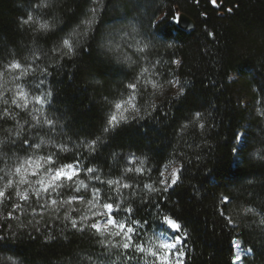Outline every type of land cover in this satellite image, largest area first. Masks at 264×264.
<instances>
[{"label": "trees", "instance_id": "1", "mask_svg": "<svg viewBox=\"0 0 264 264\" xmlns=\"http://www.w3.org/2000/svg\"><path fill=\"white\" fill-rule=\"evenodd\" d=\"M38 3L0 0V81L13 79L28 98L50 91L47 103L41 104L42 114L57 120L58 126L47 135V125H42L37 135L26 123H34L30 108L19 107L18 96L4 90L0 113L10 111L16 119H0V140L12 136L19 142L27 134L30 140L45 143L27 153L13 149L0 169L44 157L55 145L64 144L69 151L59 156L67 160H57L58 164L78 158L81 168L99 169L95 175L101 181L131 176L125 182L140 185L133 194L125 189L122 195L123 201H134V217L151 224L150 228L145 224L134 239L145 244L155 239L164 229L157 220L162 212L185 230L179 234L186 235L185 264H233L234 240L253 249L243 264H264V225L259 223L264 217V159L254 155L264 156V117L259 115L264 110V0H217L219 9L208 0L199 5L195 0H104L88 50L66 58H57L50 50L91 15L92 0H53L47 8H37ZM181 14L194 22L192 31L173 22V15ZM29 15L34 22L23 23ZM44 22L54 28L38 31ZM98 41L105 46L101 48ZM145 45L143 52L137 51ZM34 50L39 59L33 62ZM13 59L47 67L48 74L30 72L21 77L15 71L10 77V68L5 72V67ZM176 60L179 65L173 63ZM145 68L148 72L140 77ZM136 79L140 84L133 93L126 86ZM170 80L178 83L170 85ZM181 86L184 93L177 96ZM129 92L136 96L144 118L133 121L129 114L127 122L105 135L106 143L96 153L87 152V142L101 133L114 114V104ZM15 98L18 104L12 102ZM238 132L247 135L243 151L235 140ZM233 147L238 149L235 154ZM169 165L182 171L166 199L143 189L144 184L159 187L160 173ZM138 167L145 169L143 175L124 172ZM82 175L90 186L103 187L89 179L93 174ZM0 186L3 189L2 181ZM7 191L11 195L0 205L3 213L12 211L17 202L24 204L16 188ZM225 196L227 204L221 202ZM245 208L258 215L246 214ZM38 209L36 215L29 209L17 211L16 219L5 220L0 214L4 237L0 264H8L7 257L16 264H138L127 259L135 258L134 252L109 245L88 228L73 229L62 211ZM221 212L236 226L228 225Z\"/></svg>", "mask_w": 264, "mask_h": 264}, {"label": "snow or ice", "instance_id": "2", "mask_svg": "<svg viewBox=\"0 0 264 264\" xmlns=\"http://www.w3.org/2000/svg\"><path fill=\"white\" fill-rule=\"evenodd\" d=\"M94 7L90 9L91 15L85 19H83L80 24L73 29L72 32L66 33L64 36L59 38V42L57 46L50 51L54 53L57 58H66L76 54L78 50H88L90 44V40H94L95 36L92 35L97 31L95 25L97 24V15L101 11V5L104 3V0H92ZM53 3V0H39V3L36 5L37 8H47ZM197 5L200 4V0H195ZM208 3L213 6V8L219 9L220 4L217 3V0H208ZM228 12H231L232 9H227ZM204 15V13H202ZM33 18L31 15L28 16L27 19L23 21L25 24L33 23ZM173 22L179 23V20L176 15H173ZM54 28V25L49 24L48 22L40 23L38 31L47 33L49 30ZM209 36H214V33L209 32ZM98 44L101 48L105 45L102 42L98 41ZM147 45L144 47H138V52H143ZM31 61H36L39 57L36 55V51L34 50L32 56L30 57ZM173 63L179 65L180 61L176 60ZM8 68L12 69L19 73L21 77L28 76L30 72L32 73H42L43 75L48 74L47 67L38 68L34 67L32 63L22 64L21 62L13 59L7 67H5V72L8 71ZM148 69H143L139 76L143 77L144 73H147ZM3 75V73H0ZM229 80L232 79L231 76L228 77ZM43 81H40L42 83ZM170 85L178 83V81H168ZM140 84V79H136L133 82L127 84V89L131 90L133 93L136 92L138 85ZM154 88L158 87L157 84L152 85ZM37 91L39 89L37 88ZM184 93V88L181 86L177 91V96L182 95ZM17 96H19L21 103L18 104L19 107H27L29 101L28 96L29 93L25 92L23 88H19L17 91ZM52 93L50 91L46 92L44 95H34L33 99L39 104L47 103V98L50 97ZM13 103H17V101L13 100ZM5 104L8 103L7 100L4 101ZM114 108L117 110L119 114H112L106 121L105 126L102 128L101 133L95 136L91 141L87 142L86 151L89 153H96L98 150V146H103L106 143L105 135L114 131L117 126L121 122H127L129 120V116L124 113L130 112L131 119L133 121L137 119H143L144 117L140 115L141 108L137 107L135 103V96H130L127 99H122L120 102H116L114 104ZM39 111V109H37ZM259 115L264 117V110L259 111ZM43 116V119L41 118ZM33 116L32 120L34 123H30L31 129L37 135L43 131L42 125H47V132L45 134L52 135L56 132L58 121L44 116ZM10 118L15 120L16 117L10 112L5 111L0 113V119ZM196 119L199 121L200 113L196 114ZM187 127V125H185ZM200 128H204L205 125L203 123L199 124ZM22 132H15V136H20ZM235 140L240 145L239 151H243V149L247 146V135L243 132H238L235 135ZM45 142L41 140L39 143L34 140H30L28 135H23V138L17 142L12 136H8L4 140H0V163H5L6 160L10 159L9 153L13 151V149H19L27 153L29 149L36 148L40 149L42 144ZM69 149L64 144L55 145V150L52 153L47 154L44 157H40L38 160L33 161L31 158H28L24 161L23 164L13 167L10 170L6 171L5 169H0V181H5L3 189H0V205H3L5 201L8 200L11 193L7 190L12 188L13 185H29L31 188V193L35 196V202L40 204L41 208L47 207L48 203L55 208L62 207L65 204H71L75 200H79L80 203H86L90 210L92 211L91 217L87 215H83L80 217L78 221L75 219L70 212H66L63 216V219L68 221L71 224L73 229L78 231H83L85 228L92 230L94 235L102 236L107 240L108 244L114 247H121L125 250H130L132 252L139 253H147L152 259V264H185L184 258L187 253L183 250L184 244L186 241V235L180 236L181 232L185 230L182 228V225L179 221L169 214H164L162 212L157 213V220L160 225L164 226V229L161 230L158 234L155 235V241L149 240L147 242V246L145 243L141 242L137 237L138 232H142L143 226L145 224L148 227H151V224L148 223L147 220L137 219L134 217V201L125 202L122 199L123 190H130V195L135 192V189L139 188L140 185L136 183H127L125 179H132L131 176H122L121 179H108V180H100L99 175H95V173L99 172V169H94L92 167H80V160L78 158H74L72 162H62L60 164L57 163V160H67V157H60L59 153L68 152ZM232 152L235 154L238 152L236 147L232 148ZM254 155L259 156L261 159H264V156H261L259 152L254 153ZM25 165L33 166L32 175L38 177L33 184L25 176ZM46 165V167H45ZM7 167V165H6ZM182 171V167H173L170 172H168L167 167L165 168V172H168L165 175V172L160 173V179L157 182L159 187L154 186L152 184H144L143 189H145L148 193H157L160 195L161 199H166L165 194L169 191L170 188L174 187L177 182L180 180V172ZM87 172L89 174H93L89 176V179H95L100 181V184L103 187L86 185L83 180L78 181L77 192H79L80 188H84L87 191L88 199H85L84 194H80L79 196H73L71 200H57L55 198H51V193L56 192L57 195H60L59 189L65 184L69 187L77 186V178L83 173ZM125 173L135 172L143 175L145 169L143 167H138L135 169L124 170ZM9 176L12 179H9ZM16 176H19L20 179L17 181L15 179ZM45 176L47 177L45 179ZM36 185H39L37 187ZM17 196L20 197L21 201L25 203H29L31 201V195L28 190L20 191L16 193ZM44 196L48 197V200H44L41 203V200ZM229 198L227 196L223 197L222 203L227 204ZM159 202L153 207H158ZM25 205L17 202L12 211H8L7 213H3L0 211V214L4 215L5 220L8 219H16L15 213L17 211H24ZM34 211V210H33ZM78 211V209L76 210ZM246 214L252 213L254 215H258L255 213V210L252 208H245L243 210ZM123 213L122 216L118 215ZM221 215L224 216V219L227 221L228 225H232L235 227V222L231 216H226L224 212H221ZM59 218V217H58ZM91 220V223L84 224L83 221ZM259 223L264 225V217L260 218ZM23 227V225H21ZM169 233H172L169 235ZM109 238H121L120 241L116 245H112V241ZM0 239H4V237L0 236ZM100 243H104L105 241H99ZM234 246L238 249L237 253L234 256L233 264H243L244 257L251 255L253 252L252 248H241L236 241H233ZM243 253V255H241ZM3 258H0L2 260ZM8 264H16L12 257H7ZM127 259H133L132 256H128Z\"/></svg>", "mask_w": 264, "mask_h": 264}, {"label": "rangeland", "instance_id": "3", "mask_svg": "<svg viewBox=\"0 0 264 264\" xmlns=\"http://www.w3.org/2000/svg\"><path fill=\"white\" fill-rule=\"evenodd\" d=\"M121 39H124V37L122 36ZM110 46L113 47V44H111ZM9 75H10V77L15 76V71L10 69V74ZM19 88L20 87L14 83L13 79H11V80H9L8 82H5V83L0 81V93H3V91L5 90V91L10 92L14 96H17L16 93H17ZM130 96H135V95L132 94L131 92H129V94L125 96V99H127ZM18 99H20L19 96H18ZM14 100L16 101V98ZM28 101H29V103H28L27 107H24V108H26L27 110H28V108H30V112L32 113V117L33 116H41V114H42V105L37 103L33 98H28ZM19 103H21V102H19ZM135 103H136V96H135ZM17 104H18V102H17ZM37 109H39V111H37ZM114 114H118L116 109L114 111ZM124 114L125 115H129L131 113L127 112V113H124ZM38 159L39 158H35V159H32V160L36 161ZM24 161L25 160L17 161L14 165H12L11 167H8V170H10L13 167H17V166L23 164ZM45 167H46V165H45ZM173 167H176V166L175 165L167 166L168 172H170ZM32 171H33V166L25 165V176L30 181H32L33 184H35V181L38 179V177L33 176L32 175ZM164 172H165V169H164ZM168 172H165V175H167ZM81 176H83V175L81 174L80 177L77 178V186L69 187L67 184H65V186H63V187H61L59 189L60 195H57L56 192H52L50 194L51 198H55L57 200L62 201V200H71L73 196H79V195H77L78 194L77 187H78V181L79 180H83L84 183L86 185H89V188H91L90 184L87 183L85 181V179H83V178L81 179ZM46 178L47 177L45 176V179ZM9 179H12V177L9 176ZM15 179L18 181L20 179V177L16 176ZM2 182H3V184L5 183V181H2ZM36 186L39 187V185H36ZM13 187L16 188L17 192L24 191V190H28L29 191V193H30V195L32 197L31 201L29 203H25L24 202V205H25V209H29L30 212L33 215H36V214L39 213L40 210L38 208H40L42 211H46V212L47 211H50V212L62 211L64 214L66 212H70L71 215L75 219H77L78 221L80 220V217L83 216V215H87L89 217H91V215H92V211L90 210V207L86 203H80L79 200H75L71 204H65L62 207H58V208H55L49 202L47 207L41 208L40 204L35 202V196H34V194L31 193V188H30L29 185H15L14 184ZM0 189H1V186H0ZM82 191L85 192V199L87 200L89 198L88 195H87V191L88 190H86L84 188H80L79 192H82ZM44 200H48V197L44 196L42 198V200H41V203H43ZM77 209H78V211H76ZM82 223L88 224V223H91V220H86V221H83ZM109 239L112 241V245H116L118 243V241H120L121 238H109ZM151 240L155 241L154 238L151 239ZM147 242H146L145 246H147ZM236 243L239 244L241 248H243V246L241 245V243L239 241H236ZM117 248H119L121 250H125V249H123L121 247H117ZM125 251H130V250H125ZM237 251H238V249L235 247V252L237 253ZM134 253H135V258H133V259H135V262H138V264H152V259L153 258L149 254H147V253H143L142 254V253H139V252H134ZM241 255H243V253H241ZM246 257H244V258H246ZM129 262H131V261L129 260Z\"/></svg>", "mask_w": 264, "mask_h": 264}, {"label": "water", "instance_id": "4", "mask_svg": "<svg viewBox=\"0 0 264 264\" xmlns=\"http://www.w3.org/2000/svg\"><path fill=\"white\" fill-rule=\"evenodd\" d=\"M178 20H179L178 27L181 30L190 32L194 29V26H195L194 22L189 17H187L186 15L181 14L179 16Z\"/></svg>", "mask_w": 264, "mask_h": 264}]
</instances>
